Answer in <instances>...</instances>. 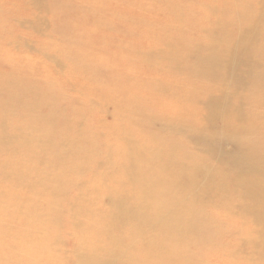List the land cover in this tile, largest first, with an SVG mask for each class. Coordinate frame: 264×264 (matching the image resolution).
<instances>
[{
    "label": "bare ground",
    "instance_id": "6f19581e",
    "mask_svg": "<svg viewBox=\"0 0 264 264\" xmlns=\"http://www.w3.org/2000/svg\"><path fill=\"white\" fill-rule=\"evenodd\" d=\"M24 4L36 12L3 11L46 42L10 31L0 14V47L29 51L22 58L15 51L0 55V181L78 179L87 154L104 151L107 164L119 158L118 172L104 176L134 181L140 200L131 209L128 192L115 195L121 207L114 225L131 219L143 244L152 242L149 258L155 252L163 264H264V0ZM110 11L118 21L107 20ZM118 24L136 28L135 37L116 41L114 51L100 48L99 36L91 42L92 34ZM67 43L75 49L63 48ZM99 86L114 89L97 93ZM99 110L118 128L87 123ZM73 119L82 125L68 126ZM74 131L96 134L89 143ZM72 158L75 168L66 164ZM133 237L116 250L79 245L73 264H140L129 252ZM227 249L229 258L216 261Z\"/></svg>",
    "mask_w": 264,
    "mask_h": 264
},
{
    "label": "rangeland",
    "instance_id": "374dc122",
    "mask_svg": "<svg viewBox=\"0 0 264 264\" xmlns=\"http://www.w3.org/2000/svg\"><path fill=\"white\" fill-rule=\"evenodd\" d=\"M25 2L26 0H0V14L4 16L6 27L10 31L15 27L18 31L17 34H20L22 37H36L39 41V34L33 28L18 26L11 14L7 13L8 11H3V8L9 10L12 6H15L20 8L18 11L20 15H27L29 12L31 14L33 11L36 12L33 8L24 4ZM181 2L182 4H187L191 0H179V3ZM61 3L64 7L65 2ZM150 6L151 3H147L144 5V8H149ZM41 10L45 11L44 8H41ZM98 11L99 8L96 7L90 10V12L94 13ZM105 12H108V10H103L102 14ZM43 14L45 12L41 13V16ZM47 17L52 18L53 14L49 13ZM124 18L130 19L131 17L125 14ZM107 20L118 21V19L112 16L111 11ZM136 31V28L128 30L120 27L116 31L101 29L97 31L98 35H91V42L97 41L94 38L99 36L98 42H100V48H102V45L110 46L114 51L112 45L116 41L121 40L128 43L132 37H135ZM7 36L8 34L5 35V37ZM101 39L105 43L100 41ZM39 42L44 43L46 41L40 39ZM63 48L75 49V44L67 43L63 45ZM2 51L6 53L15 51V53H19L21 58L29 52L28 49L22 50L7 46L0 47V55ZM92 54L95 55L97 53L92 52ZM28 56L37 59L43 58L42 54H29ZM134 61L130 60L129 63L137 64ZM45 63L48 64L47 62ZM124 63L127 62L123 61L119 64L123 65ZM7 64L10 67L12 66L9 63ZM2 69L8 68L3 66ZM52 83L54 82L48 84ZM94 87L95 85L89 84L88 89ZM113 89V86H108L106 89H100L99 86L94 91L105 93ZM134 90L140 89L138 87ZM72 106L78 107L79 104H72ZM81 108L79 107V109ZM94 120L99 123H106L107 125H116L117 128L120 124L113 120H105L104 114L100 110L91 116L90 121L87 120V123ZM82 122L83 119H73L68 123V126H77L75 128L77 129L82 125ZM72 130L74 129L72 128ZM72 130L70 129L71 133H73ZM74 133V137L77 140L89 143V138L96 134V132L87 131L83 133L78 132V134L74 131ZM99 142L103 141L99 140ZM102 152L104 155V151L100 150H94L89 152L87 156L85 155L87 163L81 166L83 170L85 169V172L82 174L83 177L78 178L81 180L76 179L74 176L73 178H65L53 182H38L27 179L0 181V264H73V250L77 247L79 248V245L85 251L99 247H109L116 250L122 241L129 242V240L125 239L126 237H132L133 235V239L137 244L133 245V247H130V244L127 246L130 247L129 252L131 255L135 259L139 258L140 264H163L166 262V259L162 255L155 256V252H153L150 258L148 257V251L153 249L150 248L152 242L148 241L149 247L147 244H143V237L138 236L139 233L137 235V232L131 226L133 223L131 219L127 220L126 224L114 225L116 215H118L121 207L120 202L112 200L117 198L115 195H120L122 189H124L123 192H128L125 197L127 204L125 207L131 209H135L140 200L135 190L134 181L104 176V173H110L113 169H115V172H118L117 166L114 165H117L119 158L115 162L107 164L104 162ZM0 157L3 156L1 155ZM12 161H15V159H12ZM67 162L68 166H73L74 168L79 163L78 159L75 158L66 161V164ZM17 163L37 170L33 168L35 166L34 163L28 162L27 164L20 159H18ZM48 165L52 166V163ZM39 170L38 172H42V168ZM65 171L68 173L67 167L63 172ZM89 175H96L98 177L90 180L91 183L89 184L87 183V179L89 178L87 176ZM28 210H34L35 212L30 213ZM79 211L82 212L79 213ZM55 220L58 223H53ZM140 228L141 232L145 230L144 226ZM149 230L156 232L158 231V227ZM28 235H31V237L28 238ZM219 251L220 253H216V261L225 260L227 258L224 256L229 258L231 255V250ZM218 255L220 256L218 257Z\"/></svg>",
    "mask_w": 264,
    "mask_h": 264
}]
</instances>
